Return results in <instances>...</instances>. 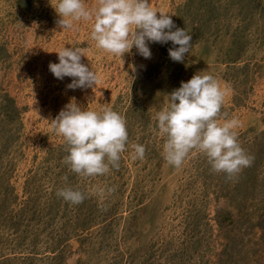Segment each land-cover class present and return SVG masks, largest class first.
Returning a JSON list of instances; mask_svg holds the SVG:
<instances>
[{
	"label": "rangeland",
	"instance_id": "obj_1",
	"mask_svg": "<svg viewBox=\"0 0 264 264\" xmlns=\"http://www.w3.org/2000/svg\"><path fill=\"white\" fill-rule=\"evenodd\" d=\"M149 2L192 36L185 62L169 58L171 42L122 62L96 47L91 21L61 30L56 0H0V264H264V0ZM64 45L82 51L93 88L68 89L71 78L51 74ZM197 72L224 91L217 122L238 121L251 158L232 176L197 150L180 167L163 158L155 113ZM73 98L125 120L118 168L84 177L64 163L51 119ZM137 144L143 159H132ZM63 188L84 199L65 201Z\"/></svg>",
	"mask_w": 264,
	"mask_h": 264
},
{
	"label": "clouds",
	"instance_id": "obj_2",
	"mask_svg": "<svg viewBox=\"0 0 264 264\" xmlns=\"http://www.w3.org/2000/svg\"><path fill=\"white\" fill-rule=\"evenodd\" d=\"M52 8L61 30H71L76 22L91 21L90 38L96 47L122 62L133 48L136 54L150 59L149 44L171 42L176 47L168 49L169 58L183 63L192 45V36L176 27L168 13L151 7L149 0H97L91 8L85 0H56ZM55 52L58 62L49 63L48 69L56 79L71 78L66 87L72 90L94 87L96 74L81 63L84 55L79 48L64 45ZM131 68L135 70L133 65ZM223 102L224 91L214 77L200 72L167 94L166 106L154 119L158 134L164 138L162 155L168 164L180 167L192 150L202 153L213 171L227 176L251 164L236 140L238 121L217 122ZM51 127L66 146L64 163L71 172L89 177L119 167L128 133L123 117L110 107L85 110L73 98L51 119ZM133 148L132 159H143L144 146ZM57 195L72 204L84 199L82 192L72 188L60 189Z\"/></svg>",
	"mask_w": 264,
	"mask_h": 264
},
{
	"label": "trees",
	"instance_id": "obj_3",
	"mask_svg": "<svg viewBox=\"0 0 264 264\" xmlns=\"http://www.w3.org/2000/svg\"><path fill=\"white\" fill-rule=\"evenodd\" d=\"M11 102H12L11 99H9V101L7 102V107H6L7 109L4 110L5 116L9 115V117H12L10 112H12V110H16V108H13L12 106L9 107V104H11Z\"/></svg>",
	"mask_w": 264,
	"mask_h": 264
}]
</instances>
